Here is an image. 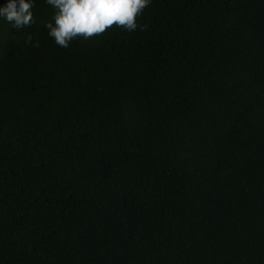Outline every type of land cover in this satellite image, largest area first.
I'll use <instances>...</instances> for the list:
<instances>
[{
  "label": "trees",
  "instance_id": "obj_1",
  "mask_svg": "<svg viewBox=\"0 0 264 264\" xmlns=\"http://www.w3.org/2000/svg\"><path fill=\"white\" fill-rule=\"evenodd\" d=\"M32 12L0 18V264H264V0L67 48Z\"/></svg>",
  "mask_w": 264,
  "mask_h": 264
},
{
  "label": "clouds",
  "instance_id": "obj_2",
  "mask_svg": "<svg viewBox=\"0 0 264 264\" xmlns=\"http://www.w3.org/2000/svg\"><path fill=\"white\" fill-rule=\"evenodd\" d=\"M46 3L54 9L52 21L44 25L47 34L58 46L67 48L77 38L92 39L113 27L128 32L138 27L145 30V26H138L137 18L150 0H46ZM33 7L34 0H7L6 5L0 6V18L19 31L36 23ZM32 42L29 33L24 43L40 46L38 40Z\"/></svg>",
  "mask_w": 264,
  "mask_h": 264
}]
</instances>
